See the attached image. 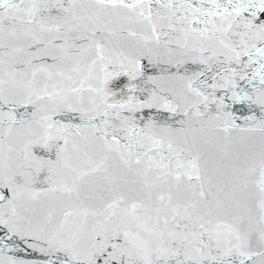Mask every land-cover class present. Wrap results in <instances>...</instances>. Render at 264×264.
I'll use <instances>...</instances> for the list:
<instances>
[{
  "label": "snow or ice",
  "instance_id": "obj_1",
  "mask_svg": "<svg viewBox=\"0 0 264 264\" xmlns=\"http://www.w3.org/2000/svg\"><path fill=\"white\" fill-rule=\"evenodd\" d=\"M0 264H264V0H0Z\"/></svg>",
  "mask_w": 264,
  "mask_h": 264
}]
</instances>
